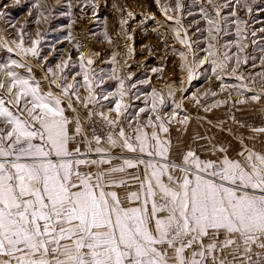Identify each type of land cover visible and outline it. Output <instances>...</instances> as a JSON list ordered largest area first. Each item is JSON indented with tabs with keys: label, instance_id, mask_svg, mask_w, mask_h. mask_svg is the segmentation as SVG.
<instances>
[{
	"label": "snow or ice",
	"instance_id": "6c2138e0",
	"mask_svg": "<svg viewBox=\"0 0 264 264\" xmlns=\"http://www.w3.org/2000/svg\"><path fill=\"white\" fill-rule=\"evenodd\" d=\"M207 2L215 15L200 8L207 25L206 55L201 58L182 23L181 0L162 8L167 20L175 22V39L192 55L189 60L185 52L178 53L186 73L181 93L206 64L217 80L225 75L245 80L239 68L248 57L230 48L221 52L217 44L219 35L229 31L224 25L234 24L235 47L243 53L246 22L236 18L231 3ZM86 3L95 8L93 0ZM235 4L252 11L248 0ZM32 7L39 13L37 23L53 14L52 9L42 10L41 0ZM72 7L69 0L63 14L70 15ZM223 7H231L230 17L236 19L223 16ZM120 25L124 39L131 40L127 20ZM18 34V40L0 41V47L20 57L0 62V264H264V146L245 142L257 141L264 127H250L254 135L241 137L234 154L207 136L193 137L208 141L207 158L189 146L174 160L171 125L187 126L190 117L180 118L182 105L175 102L173 84L165 85L166 95L156 88L142 93L143 107L132 111V99L141 95L132 94L137 85L126 81L133 74H121L117 53L112 54L111 70L98 72L92 66L99 53L87 54L77 42L76 61L68 55L54 68L41 63L44 74L37 78L28 57L41 56L40 33L30 47L26 33L20 29ZM65 39L74 38L69 34ZM104 39L112 43L106 30ZM77 61L79 70L73 71ZM158 71L163 69H152ZM257 75L264 79V74ZM106 81L116 82L114 90L102 87ZM220 87L241 97L254 91L247 83L222 82ZM261 94L246 99L258 102ZM191 99L200 104L195 93ZM169 100L175 105L171 113L165 111ZM90 125L95 126L89 131Z\"/></svg>",
	"mask_w": 264,
	"mask_h": 264
},
{
	"label": "rangeland",
	"instance_id": "374dc122",
	"mask_svg": "<svg viewBox=\"0 0 264 264\" xmlns=\"http://www.w3.org/2000/svg\"><path fill=\"white\" fill-rule=\"evenodd\" d=\"M36 0H0V41H8L19 39L18 30L22 29L25 36L26 46H31V41L37 38V32L40 33V57H47L45 66L54 67L62 58L71 55L73 61H76L78 54L74 44L77 42L87 41L92 43L91 49H86L87 54L99 53L94 56L95 63L93 68L96 71L103 69L109 72L113 65L110 63L113 52L117 53L116 60L119 62L121 74L127 76L132 73V80L126 81L127 84L136 83L137 87L132 89V94L141 95L140 100L132 99L135 106L132 111L143 107L142 93L151 92L153 88L162 89L167 94L166 84H173L177 89L175 102L182 105L179 112L180 118L184 115L190 117L187 126H181L175 121L170 128L169 136L172 141V159L177 160L180 154L189 146L196 149L202 158H207L204 148L208 146V141L203 139H193V137L207 136L213 140V143H222L225 147H230L234 154L239 147L238 141L241 137L247 138L254 135L250 131V127H264V94H261V87L264 86V79L260 75L264 74V32L260 29L264 28V0H248L252 11L249 13L247 9L241 5L235 4V0H216L217 4L226 5L231 3L236 11L237 17L246 22L245 33L246 39L241 43H246L247 47L243 53H238L235 42L237 41L236 26L228 23L224 26L229 29L227 33H221L218 37L217 47L221 52L231 49L232 53L248 57L246 64H241L239 72L243 74L245 80L238 81L228 75L217 80L211 72V65L206 64L201 69V75L198 79L188 84L185 82L183 87L186 89L183 93L179 91L181 87V79L186 81V73L181 69V61L178 53L183 51L189 60L192 55L187 49L180 45L175 39L171 28L175 27V22L167 20L163 14V6H175V0H93L96 9L88 6L86 0H71L73 7L70 15H64L68 11L67 4L69 0H61V4L57 5V0H41L44 9H52L53 14L47 22L41 19L40 23L36 22L39 14L32 5ZM184 5L182 10V23L188 30L191 40L195 41L193 48L196 49L197 58L206 55L203 51L207 47L205 40L206 32L203 30L207 27L204 20L200 16V8L204 7L212 15L215 12L207 0H181ZM117 8H114L113 5ZM142 8L146 9L142 11ZM83 9V10H82ZM231 7H223L221 14L231 19ZM133 16L130 18L128 13ZM31 13V15H30ZM191 13V15H189ZM93 14V15H92ZM110 14V15H109ZM170 15L172 13H169ZM144 16V17H143ZM127 20L133 34L131 40L124 42L120 34V21ZM74 21V23H73ZM199 21V23H197ZM71 25V27H69ZM201 32H197V28ZM156 29V31H153ZM105 30L112 39L109 44L104 39ZM255 32L253 36L252 33ZM74 38L69 41L65 37ZM255 41V43H253ZM227 45L228 48L222 46ZM131 46L133 51L129 53L128 47ZM175 49V51H173ZM72 54H75L72 56ZM18 56L15 53H8L5 48L0 47V62L8 59H15ZM37 60V59H36ZM233 59V64H234ZM40 61V60H37ZM37 63V62H36ZM52 64V65H49ZM163 69L162 72H152V69ZM23 72V70H20ZM148 80V84L139 83ZM255 80V83L252 81ZM226 85H236L247 83L254 91L245 92L244 96L238 95L234 89L221 90V83ZM115 81H106L102 86L107 90H114ZM212 91L216 95H205L206 92ZM195 93L200 97V104L197 105L192 99ZM231 94V98H229ZM254 94H261L258 102H253L247 97ZM237 99H246L243 104L234 103ZM217 101H226L218 107H212ZM175 105L171 100L168 101L166 112L171 113ZM204 108H211L209 112H205ZM83 111V110H81ZM231 117H235V121ZM203 118V119H201ZM211 121V123H209ZM239 122V123H237ZM243 124L244 127L240 125ZM245 142L252 146L255 144L257 148L264 146V134L258 137L257 141ZM83 148V145H81ZM114 154L119 155L120 150H113ZM113 163H120L119 160ZM136 172L135 169L130 170ZM141 167L140 172L142 173ZM120 191L121 195L124 190Z\"/></svg>",
	"mask_w": 264,
	"mask_h": 264
},
{
	"label": "crops",
	"instance_id": "0c3cea01",
	"mask_svg": "<svg viewBox=\"0 0 264 264\" xmlns=\"http://www.w3.org/2000/svg\"><path fill=\"white\" fill-rule=\"evenodd\" d=\"M97 4V2L95 3V5ZM97 7V6H96ZM96 7H95V9H96ZM143 10H146V9H144V8H142V11ZM93 15V14H92ZM110 15V14H109ZM144 17V16H143ZM127 24H129V26H130V23L129 22H127ZM129 26H125L126 27V29H127V31L131 34V36L133 37V34H132V32L130 31V30H132L133 31V29H131ZM119 28H120V34H121V36H122V38H123V40H124V42H126V39H124V37H123V30L121 29V25L119 26ZM92 43L91 44H89L86 40L85 41H82L81 43H80V49L82 50V51H84L85 53H86V49H91L92 47ZM30 47V46H29ZM75 54H72V56H74ZM79 55V53L77 54V56ZM76 56V57H77ZM44 56L43 57H39V58H32V57H28V62L29 63H31L32 64V66H33V72H34V74H35V76L37 77V78H41L42 76H43V74H44V72L42 71V69H41V67L39 66L41 63H43V64H45L47 61H49V59L48 60H46V62H45V60H44ZM94 58V57H93ZM15 59H17V60H19L20 59V57H17V58H15ZM40 60V61H37V60ZM63 59V58H62ZM37 62V63H36ZM95 63V62H94ZM49 65H52V64H49ZM46 67H52V66H48V64H47V66H45V68ZM55 67V66H54ZM54 67H52V68H54ZM22 70V69H21ZM79 70V68H78V61H77V68L76 69H74L73 71H78ZM20 71V70H19Z\"/></svg>",
	"mask_w": 264,
	"mask_h": 264
},
{
	"label": "built area",
	"instance_id": "2783aa9c",
	"mask_svg": "<svg viewBox=\"0 0 264 264\" xmlns=\"http://www.w3.org/2000/svg\"><path fill=\"white\" fill-rule=\"evenodd\" d=\"M93 126H95V125H90V126H89V131H90L91 127H93ZM96 127H97V129H98V131H99L98 126H96Z\"/></svg>",
	"mask_w": 264,
	"mask_h": 264
}]
</instances>
